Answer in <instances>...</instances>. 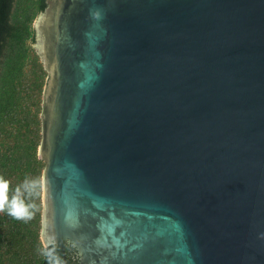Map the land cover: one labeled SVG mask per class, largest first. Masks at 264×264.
<instances>
[{
  "label": "water",
  "instance_id": "water-1",
  "mask_svg": "<svg viewBox=\"0 0 264 264\" xmlns=\"http://www.w3.org/2000/svg\"><path fill=\"white\" fill-rule=\"evenodd\" d=\"M44 18V246L264 264V0H56Z\"/></svg>",
  "mask_w": 264,
  "mask_h": 264
},
{
  "label": "trees",
  "instance_id": "trees-1",
  "mask_svg": "<svg viewBox=\"0 0 264 264\" xmlns=\"http://www.w3.org/2000/svg\"><path fill=\"white\" fill-rule=\"evenodd\" d=\"M48 0H0V176L9 182L8 196L24 180L39 186L25 202L35 204L30 220L0 212V264H48L42 254L54 249L63 264H80L76 248L66 244V260L59 245L41 239L43 174L42 103L47 71L35 48V21Z\"/></svg>",
  "mask_w": 264,
  "mask_h": 264
},
{
  "label": "clouds",
  "instance_id": "clouds-1",
  "mask_svg": "<svg viewBox=\"0 0 264 264\" xmlns=\"http://www.w3.org/2000/svg\"><path fill=\"white\" fill-rule=\"evenodd\" d=\"M38 186V181L26 178L22 185L15 188L11 199H9V182L0 176V212L6 210L10 216L25 221L32 219V210L36 205L26 203L25 194L30 197ZM42 254L47 258L48 264H63L52 248H46Z\"/></svg>",
  "mask_w": 264,
  "mask_h": 264
},
{
  "label": "flooded vegetation",
  "instance_id": "flooded-vegetation-1",
  "mask_svg": "<svg viewBox=\"0 0 264 264\" xmlns=\"http://www.w3.org/2000/svg\"><path fill=\"white\" fill-rule=\"evenodd\" d=\"M55 1L56 0H48V5H47V7L42 11V13H40V15L38 16V18L36 19L37 20V24H39V26H40V23L43 21L44 22V20H45V18L44 17H46V12H47V10H48V8L50 7V5L54 2L55 3ZM42 22V23H43ZM41 27H43V24H41ZM37 42V44H39L40 42H42V41H36ZM42 44H43V42H42ZM40 45V44H39ZM39 51V47H37V52ZM41 52H42V50H40V55L39 56H42L41 55ZM42 58V57H41ZM43 59V58H42ZM46 86V85H45ZM45 88V87H44ZM43 94H44V91H43ZM43 110V109H42ZM76 253H77V249H76Z\"/></svg>",
  "mask_w": 264,
  "mask_h": 264
},
{
  "label": "rangeland",
  "instance_id": "rangeland-1",
  "mask_svg": "<svg viewBox=\"0 0 264 264\" xmlns=\"http://www.w3.org/2000/svg\"><path fill=\"white\" fill-rule=\"evenodd\" d=\"M42 62V61H41ZM47 71V70H46ZM47 74H48V71H47Z\"/></svg>",
  "mask_w": 264,
  "mask_h": 264
}]
</instances>
